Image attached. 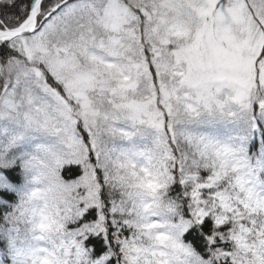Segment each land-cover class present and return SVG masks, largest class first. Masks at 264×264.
Instances as JSON below:
<instances>
[{"label":"snow or ice","instance_id":"snow-or-ice-1","mask_svg":"<svg viewBox=\"0 0 264 264\" xmlns=\"http://www.w3.org/2000/svg\"><path fill=\"white\" fill-rule=\"evenodd\" d=\"M0 264H264V0H0Z\"/></svg>","mask_w":264,"mask_h":264}]
</instances>
